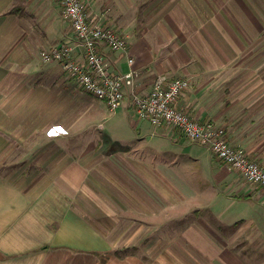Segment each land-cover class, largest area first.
<instances>
[{"label": "crops", "instance_id": "1", "mask_svg": "<svg viewBox=\"0 0 264 264\" xmlns=\"http://www.w3.org/2000/svg\"><path fill=\"white\" fill-rule=\"evenodd\" d=\"M86 2L128 42L100 50L140 73L129 108L159 76L189 78L178 107L264 166V0ZM61 44L83 58L56 0H0V264H264V189L149 122L171 146L112 148L107 105L41 61Z\"/></svg>", "mask_w": 264, "mask_h": 264}, {"label": "built area", "instance_id": "2", "mask_svg": "<svg viewBox=\"0 0 264 264\" xmlns=\"http://www.w3.org/2000/svg\"><path fill=\"white\" fill-rule=\"evenodd\" d=\"M62 7L64 19L70 24L82 48L83 58L75 57L69 44H61L41 52L44 64H59L64 72L85 93L104 102L115 113L125 101L127 87H133L140 76L131 69L126 74L111 73L100 47L113 52L128 49L126 38L118 31L92 22L86 0H56ZM133 59H129L132 65ZM189 78L159 76L153 88L144 95H134L133 109L140 120L155 127L180 132L186 139L208 148L212 154L236 170L243 179L264 189V166L252 160L243 148L233 146L224 128L213 122H199L181 110L177 103L181 94L190 88Z\"/></svg>", "mask_w": 264, "mask_h": 264}, {"label": "rangeland", "instance_id": "3", "mask_svg": "<svg viewBox=\"0 0 264 264\" xmlns=\"http://www.w3.org/2000/svg\"><path fill=\"white\" fill-rule=\"evenodd\" d=\"M78 91L80 93H83L81 92V90ZM83 95L87 96V98H92L87 93H83ZM133 97L134 95L131 94L130 99H131L132 109L129 108L128 106V101L126 100V94H125V101L122 107L119 108L115 113H110L106 107L104 108V114L106 118L102 122V125L104 126L103 131L109 136V138H111L113 142L112 144L110 143L107 144L112 146V148H118L119 146H132L139 144L157 145L159 142L161 143L162 141L163 146H169V145L171 146V144L169 143L170 138H168L167 136L161 137L159 135H155L153 133V128L147 124L148 121L146 120L138 121L136 117V112L133 109V105H132ZM147 128L148 131L145 134ZM142 138H145L144 142H141ZM103 139H104V135L99 136L96 133L95 137L88 138L87 141L88 143L92 142L93 144H99V143L101 144V141ZM189 145L190 144L188 142L183 144V146L186 147H188ZM15 155L16 154H13V156ZM225 166H227L229 170H231L232 172L234 171V169L231 168L229 165H225ZM234 173H232V177H236L235 175L236 173L235 174Z\"/></svg>", "mask_w": 264, "mask_h": 264}, {"label": "snow or ice", "instance_id": "4", "mask_svg": "<svg viewBox=\"0 0 264 264\" xmlns=\"http://www.w3.org/2000/svg\"><path fill=\"white\" fill-rule=\"evenodd\" d=\"M50 134H52V133H50Z\"/></svg>", "mask_w": 264, "mask_h": 264}]
</instances>
